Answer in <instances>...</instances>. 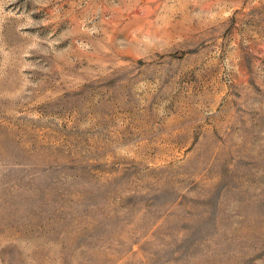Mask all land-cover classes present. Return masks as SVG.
Segmentation results:
<instances>
[{
    "label": "rangeland",
    "instance_id": "1",
    "mask_svg": "<svg viewBox=\"0 0 264 264\" xmlns=\"http://www.w3.org/2000/svg\"><path fill=\"white\" fill-rule=\"evenodd\" d=\"M0 264H264V0H0Z\"/></svg>",
    "mask_w": 264,
    "mask_h": 264
}]
</instances>
